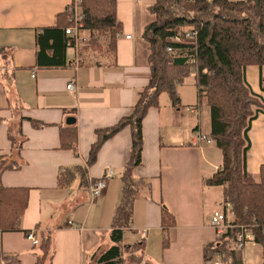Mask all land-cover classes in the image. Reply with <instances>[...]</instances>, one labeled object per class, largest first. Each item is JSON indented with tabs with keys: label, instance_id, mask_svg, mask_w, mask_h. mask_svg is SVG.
Masks as SVG:
<instances>
[{
	"label": "crops",
	"instance_id": "crops-1",
	"mask_svg": "<svg viewBox=\"0 0 264 264\" xmlns=\"http://www.w3.org/2000/svg\"><path fill=\"white\" fill-rule=\"evenodd\" d=\"M71 2L0 0V48L5 49L0 52V155L18 164L2 172L1 183L29 188L21 229L34 230L36 236L50 233L55 247L50 264H92L91 255L111 245L109 233L129 157L130 129L125 127L107 139L90 165L89 149L95 130L111 126L129 113L150 78L141 32L154 0H116L122 31L116 41L114 64H107L99 54L80 55L78 48L69 47L65 66H35L36 31L54 25L57 14L69 9ZM134 29L136 34L131 36ZM245 79L264 107L259 67L247 66ZM69 83L71 89L67 88ZM177 95L179 102L183 101L178 90ZM196 96L199 116L190 113L195 118L189 127L186 119H179L171 101L170 106L162 105L160 96L159 106L150 108L143 119L142 164L134 174L147 179L151 187L135 199L123 242L130 246L138 240L144 243V264H262L261 247L256 243L237 251L239 260L234 263L223 262L218 255H203L204 247L217 239L209 216L224 206L222 186H208L204 180L220 167L222 153L213 141L204 140L208 139V127L202 129L197 89ZM69 117L75 118L73 124H67ZM29 118L43 125L35 127ZM68 125L76 126L77 141L73 148H60V127ZM199 135L203 138H197ZM247 135L246 168L258 181L264 164L263 110L251 122ZM108 168L113 175L101 196L92 200L90 183ZM63 170L70 180L61 187L58 176ZM161 199L177 224L168 231L169 246L162 247L160 255H153L152 246L162 242ZM106 236L103 246L100 239ZM0 252L17 254L21 264H33L37 248L21 231H0Z\"/></svg>",
	"mask_w": 264,
	"mask_h": 264
},
{
	"label": "trees",
	"instance_id": "trees-1",
	"mask_svg": "<svg viewBox=\"0 0 264 264\" xmlns=\"http://www.w3.org/2000/svg\"><path fill=\"white\" fill-rule=\"evenodd\" d=\"M116 0H81L82 26L79 54L91 52L105 57L107 64L116 62V41L122 24L116 15ZM153 20L142 29L146 43V61L150 68L147 85L139 92L130 112L111 126L95 130V141L89 149L87 164H92L101 145L125 127L130 129L129 157L122 172V191L116 206L111 245L91 255L92 264H138L143 259L144 243L138 240L130 248L123 242V232L129 229L133 204L143 189L151 186L144 177H136L134 170L142 164V122L148 110L159 106V96L166 92L173 107L179 105L177 87L194 73L198 97L204 96L208 109V132L205 135L221 150L220 167L204 180L208 186H222L224 206H230L232 228L207 244L206 258L218 255L223 262L239 260L233 249L235 232L243 226L254 234L261 247L264 264V164L255 181L246 168V153L250 147L248 131L258 112L264 111L262 100L245 79L249 65L260 69V87L264 91V0H154L148 6ZM69 9L57 14L55 24L39 28L35 34V66L63 67L71 39L65 28L70 25ZM182 27L197 32L195 44L174 43L173 37ZM105 39L100 43V38ZM173 45L180 55L167 52ZM5 49L0 48V52ZM82 62V59H81ZM35 127L43 124L29 118ZM60 148H73L77 141L75 125L60 127ZM0 155V231L23 232L21 217L27 207L28 187H5L1 174L18 164ZM59 173L58 184L65 186L70 175ZM66 174V175H65ZM160 207V226L163 249L169 246L168 231L177 224L174 213L164 204ZM33 264H50L54 242L50 233H39ZM0 264H21L17 254L0 252Z\"/></svg>",
	"mask_w": 264,
	"mask_h": 264
},
{
	"label": "built area",
	"instance_id": "built-area-1",
	"mask_svg": "<svg viewBox=\"0 0 264 264\" xmlns=\"http://www.w3.org/2000/svg\"><path fill=\"white\" fill-rule=\"evenodd\" d=\"M141 0H136L139 2ZM71 11L70 15V25L65 28V34L68 36L72 44L70 47L74 50H77L78 46L81 44V36H80V28L82 26V12H81V0H72L71 6L69 7ZM197 32L194 29H183L181 28L178 33L173 37L172 41L174 43H185V44H195L196 43ZM127 38L129 36L127 35ZM167 52L171 53L172 55H180L181 51L174 47L173 45L167 46ZM33 76V75H32ZM68 89L72 88V83L67 85ZM187 110L191 114H197L199 116V109L197 107H188ZM197 138L201 139L200 135ZM204 140L210 143L209 139L204 138ZM113 175V170L108 168L105 170L103 175L100 178L95 179L90 183L89 191L92 200H95L97 197H100L101 194L104 192L108 179ZM230 206L226 205L223 206L220 210H214L209 216V225L214 229L216 237L219 238L223 234H225L228 229L232 228L230 224ZM71 224V222H68ZM25 238L30 241L32 245L38 244V238L35 235L34 230H30L26 235ZM248 243H255L254 234L248 230L247 228L240 226L235 232V240L233 243V249L236 251H242L244 247ZM140 264H144L141 262ZM218 264V263H215Z\"/></svg>",
	"mask_w": 264,
	"mask_h": 264
},
{
	"label": "rangeland",
	"instance_id": "rangeland-1",
	"mask_svg": "<svg viewBox=\"0 0 264 264\" xmlns=\"http://www.w3.org/2000/svg\"><path fill=\"white\" fill-rule=\"evenodd\" d=\"M148 10V9H147ZM147 23L151 22L152 21V18L153 16L150 15L149 11L147 13ZM146 23V24H147ZM183 29H188L187 27H182ZM179 31V30H178ZM136 34V30L134 29L133 30V33H131V36H134ZM101 39H104L103 37L100 38V43H104V42H101ZM105 40V39H104ZM84 44H80L78 46V50L81 46H83ZM102 58H105L104 56L101 55ZM102 60V59H101ZM195 80H194V73H191L188 77H186L184 79V81L182 82L181 85H179L177 87V90L182 93L184 95L183 97V101H180V104L177 105L176 107H174L175 111H177V113L179 114V119L183 118L182 119V122L184 121V119H186L188 121V124L187 126L189 127V125L191 124V121L194 120V118L196 117L197 118V114H195V117L193 115L190 114V112L187 110L188 107H195L198 103V99H197V96H196V87H195ZM160 101L162 103V105H166L168 104L170 106V101L169 100V95L166 93V92H163L161 95H160ZM200 102H201V109L202 111H200L202 114V129H205L208 127V109L206 107V101H205V97L204 96H200ZM187 103H190V105H187ZM186 133H188V130L186 131ZM190 133V132H189ZM189 141V139H188ZM165 204V203H164ZM166 205V204H165ZM223 206L221 205L220 206V209L222 208ZM219 209V210H220ZM130 236V235H129ZM170 236V234H169ZM127 237V236H126ZM107 239L108 237H101L100 241L101 243L100 244H103L104 246V243L107 244ZM104 240V241H103ZM112 244V243H111ZM161 250H162V243L160 241H158V243L154 244L151 248V252L153 255H160L161 253ZM94 253H97V252H94ZM89 263H92L89 262Z\"/></svg>",
	"mask_w": 264,
	"mask_h": 264
},
{
	"label": "water",
	"instance_id": "water-1",
	"mask_svg": "<svg viewBox=\"0 0 264 264\" xmlns=\"http://www.w3.org/2000/svg\"><path fill=\"white\" fill-rule=\"evenodd\" d=\"M66 122H67V124H73L75 122V118L69 117V118H67ZM127 246L129 247L130 245H127Z\"/></svg>",
	"mask_w": 264,
	"mask_h": 264
}]
</instances>
